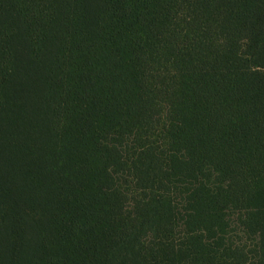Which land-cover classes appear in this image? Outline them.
<instances>
[{"label": "trees", "instance_id": "trees-1", "mask_svg": "<svg viewBox=\"0 0 264 264\" xmlns=\"http://www.w3.org/2000/svg\"><path fill=\"white\" fill-rule=\"evenodd\" d=\"M0 264H264V0H0Z\"/></svg>", "mask_w": 264, "mask_h": 264}]
</instances>
